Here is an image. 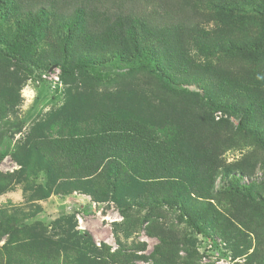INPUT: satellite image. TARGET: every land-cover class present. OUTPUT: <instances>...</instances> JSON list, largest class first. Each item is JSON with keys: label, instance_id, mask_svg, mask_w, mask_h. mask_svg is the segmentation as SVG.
Masks as SVG:
<instances>
[{"label": "rangeland", "instance_id": "rangeland-1", "mask_svg": "<svg viewBox=\"0 0 264 264\" xmlns=\"http://www.w3.org/2000/svg\"><path fill=\"white\" fill-rule=\"evenodd\" d=\"M223 2L224 10L203 11L215 53L198 45L191 52L236 78L244 94L213 86V98L191 78L163 88L127 42L110 54L75 40L65 73L55 30L32 44L22 67L2 55L15 23L0 13V96L16 100L0 117V264H264V148L239 131L264 134L262 116L245 111L249 89L264 93V0ZM256 38L257 47L235 46ZM84 59L93 65H79ZM227 100L234 109L221 107ZM121 109L206 159L212 179L153 177L120 155L88 172L50 151V138L87 133L97 112ZM10 219L19 222L12 228Z\"/></svg>", "mask_w": 264, "mask_h": 264}, {"label": "trees", "instance_id": "trees-1", "mask_svg": "<svg viewBox=\"0 0 264 264\" xmlns=\"http://www.w3.org/2000/svg\"><path fill=\"white\" fill-rule=\"evenodd\" d=\"M223 1L0 0V13L15 23L13 38L2 39L6 43L2 55L26 67L33 57L32 44L45 33L55 30L65 51L62 71L69 74L67 65L71 61L69 55L72 50L68 49L74 46L75 40L87 49L110 54L120 53L122 44L127 42L133 51V58L145 59L147 63H142L141 67L165 89L177 90V78L186 77L196 80L199 86L202 84L206 97L213 98V91L216 95L214 87H219L226 94L235 92L240 95L244 94V87L236 78L197 63L191 52L198 45L203 53H215L217 42L212 38L213 32L203 28L208 19L203 11L211 7L224 10ZM140 38H143L145 45H139ZM262 40L256 38L235 46L251 49ZM124 54L122 52L121 55ZM84 60L87 61H80L79 65L91 67L94 63L92 59ZM249 90L246 92L250 101L246 114H260L264 119V93L252 88ZM231 102L227 100L221 107L234 109ZM15 104L13 97L2 94L0 117L7 115L8 108ZM239 131L244 134L251 132L255 142L264 148L261 130L252 131L250 127L240 125ZM46 143L52 153L88 172H94L98 164L120 155L128 159L126 161L130 166L142 165L143 172L153 177L175 173L194 175V178L201 175L213 177V168L208 166L206 159L196 161L190 153L162 138L146 118L128 109L99 111L93 116V128L89 132L53 137ZM5 155V152L0 154V160ZM187 221L195 225L192 219L188 218ZM18 222L17 219H10L9 227H15ZM161 239L162 243L165 242L164 238ZM159 247L155 249L156 252Z\"/></svg>", "mask_w": 264, "mask_h": 264}]
</instances>
